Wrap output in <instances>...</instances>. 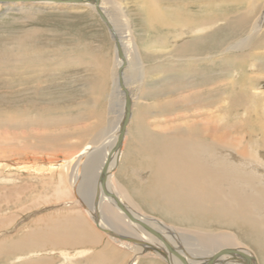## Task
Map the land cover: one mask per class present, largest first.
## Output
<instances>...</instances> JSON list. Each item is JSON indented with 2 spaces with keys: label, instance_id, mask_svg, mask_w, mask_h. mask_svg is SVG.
Listing matches in <instances>:
<instances>
[{
  "label": "bare ground",
  "instance_id": "bare-ground-1",
  "mask_svg": "<svg viewBox=\"0 0 264 264\" xmlns=\"http://www.w3.org/2000/svg\"><path fill=\"white\" fill-rule=\"evenodd\" d=\"M50 9L98 18L113 56L100 60L82 112L97 122L73 155L47 166L58 172L54 193L75 194L80 209L17 225L0 240V264H54L55 253L75 264H264V0H0L20 24ZM29 29L0 55L15 52L16 72L30 69L38 84L51 65ZM65 57L53 66L67 68ZM24 110L0 112V132H13L1 133L2 150L22 157L72 144L47 131L68 119Z\"/></svg>",
  "mask_w": 264,
  "mask_h": 264
},
{
  "label": "rangeland",
  "instance_id": "rangeland-1",
  "mask_svg": "<svg viewBox=\"0 0 264 264\" xmlns=\"http://www.w3.org/2000/svg\"><path fill=\"white\" fill-rule=\"evenodd\" d=\"M122 1L123 2L127 1L128 3V1L130 0H122ZM226 3H231V2H226ZM225 6L229 8L232 6V4H227ZM3 11L4 10L0 11V50L2 48L12 46V43L14 42L16 43V41L19 38L22 39L24 37L23 31H26V29L30 28L28 31V34L29 35L37 34L35 36V39L37 43H39L41 46L39 47V49L42 50L44 48L43 49L44 52L49 54V55L44 54L41 57V59L42 60L48 59L47 62L51 66H49L50 68L46 67L45 71H42V73L40 74L38 73V75L37 74L35 75V76H38L39 78V83L35 84V82H33L32 79L30 80V77H32V74L29 72L30 69H28L27 71L21 72V74H18L16 72V70L19 71V65L18 66L16 65L17 67L16 66L13 67L14 63L16 64V62L18 61V58L14 57L15 52L11 51L13 52V54L11 53L10 55L13 57L9 56V51L6 52L5 55H0V63L1 61H3L6 64L4 65V68L0 66L1 68L0 69V106H1L0 112L12 114L15 112L17 113L18 111H23L25 109L30 112H34L35 110H37L36 113H39V112H44L48 110V112L51 113L52 115L56 114L57 116L61 117L64 120L68 119L67 122H69L68 123L69 127L65 126V125H68L66 122V123H63L64 125H60L57 128L51 127L52 130L48 129L47 130L48 133L62 136L63 140H66V141L68 140L69 142L68 144H70V142L72 141L71 142L72 144L70 145H65V146H61L58 148L57 146H55L53 148V151H36V152L27 151L25 154H23L24 156H26L25 158H23L24 156L21 157L20 154H18L20 152L14 151L13 149L15 148H9V149L3 148V150L2 148H0V153L4 154V155L2 154V156L0 154V159L3 163V165L0 164V232H2L3 229H8V234L6 235H2L3 233L0 234V236L2 235L1 236L2 238H0V240H3V239L7 240L8 238L10 239L11 237L10 233H13L15 229L21 224H24L22 227L24 226L32 227L34 224L37 223L36 221L39 219L42 220V218H45V217L46 219L66 218L67 216L73 215L75 209L76 210L80 209L77 206L78 204L73 203L77 201L79 202L77 198H73V197H76L75 194L73 193L70 195L68 194L66 196H63V199H61L58 195L54 193L55 187L58 186V181H57L58 172L55 170H49V169L47 170V166H49L50 164L58 163V161H60L61 159H64L65 157L68 158L69 156L73 155L77 151L80 145V142L78 139L81 137L80 136L81 133H83L82 130L85 133L87 128L91 124L97 122L96 119H88L87 116L83 117L82 112L85 110V107L88 108L90 104H92V102L90 101L91 99H89V98H92L90 97L91 95V91H90L91 89L89 88L91 85L90 83L97 80V76L100 73L99 71L100 69L99 66H101L99 64L100 60H103V59L111 60L113 56L114 43H112L113 41L109 38V35L107 34L108 30H106L104 24L98 18H95L88 14H81V15L74 14V15L68 16L65 13H60L59 11L56 12L55 10L50 9V11L48 10L42 13L41 16L37 15L35 18H32V20L30 19L29 22H25V24L26 23L28 24L26 26L25 24H20V19L22 21L24 20L22 18L23 16L16 14L14 12H12L11 14L10 12H6V11L3 12ZM134 25L138 27L137 20H134ZM37 43L36 45L38 46ZM58 47L62 49L61 52L57 51ZM84 51L88 53L89 55V56L87 55L88 57L84 53L81 54ZM91 53L93 54V56ZM65 55H66L65 57L66 59L64 58L66 60L65 62L67 61L71 62V65L67 66L68 69L63 68V66H60L59 68L58 67L55 68L53 65H57L59 61H60L59 62L60 64L62 62V58ZM90 55L92 57H90ZM14 58L17 60H15ZM77 58H80L82 60V65H84L83 60L88 62L89 63L88 66L85 67L84 65L82 67V65H79L81 63H75L78 66L73 64L74 63L73 60ZM90 58L95 59V60H92V59L88 60ZM97 58H100V59H97ZM49 59L51 61H49ZM90 63H92L93 65H90ZM6 67L9 69L8 72L7 70L4 71ZM14 69L15 71H13ZM21 80L23 81V83ZM85 86H87L86 88L87 90L85 89L82 90ZM34 87L37 88V94L33 93V90L35 89ZM86 91H89V92H87L86 94L85 93ZM104 91L105 93L108 92V86L105 87ZM13 93H14V96H13ZM19 94L20 96H17ZM40 98L43 99L44 104ZM18 100L20 102H18ZM83 101H85V103ZM28 102L31 104H29ZM88 102H90V104ZM151 102H152L151 100H146V104L151 103ZM3 105H6L7 107L6 106L4 107ZM105 106H106V100L103 98L101 100L99 107L102 110H104L106 108ZM51 107L54 109H52ZM78 113H81V114H78ZM117 118L120 119L119 117ZM79 119H82V120H79ZM76 121H79V122L81 121V122L76 123ZM58 130L59 131L61 130L60 132H62L63 134L60 133ZM62 130L63 131L66 130V131L63 132ZM5 131L6 130L3 129V132H0L1 137H3L4 135L5 137L6 136L9 137L10 135L13 134V132L11 133L9 132L10 130H7L6 133L8 132V135H6V133H4ZM33 132L36 133L37 131L34 130ZM75 132H76V135H75ZM1 133H3L4 135L2 136ZM9 133L11 134L9 135ZM73 141L76 146L74 145ZM66 146L67 147L69 146V147L67 148ZM98 148L99 147H97V150ZM2 151L4 152L7 151L8 153H4ZM101 152L102 151H100V153ZM16 163H18L20 166L18 165L14 166V168L16 167V169H13L12 168L13 165L11 164H16ZM27 165L31 166L32 168L30 169V168L25 167ZM40 167L42 169L41 171H40ZM44 167L46 168L44 169ZM24 170L27 173L26 172L24 173L23 172ZM76 178H78V180L80 181L79 177H76ZM15 185L17 186V188ZM1 187H3V190ZM11 187H12V190H14L13 192L11 190ZM15 193H17L19 197L17 200H15V197H17ZM6 196H9V197H6ZM4 197L9 198L8 200L10 202L8 200L5 201ZM65 202H67V204ZM68 209L71 212L69 214H68L69 212ZM26 210H29V211H26ZM41 212H43V214ZM37 217L38 218L41 217V218L37 219ZM16 218H18L17 220L20 221V223L17 222L14 228H11L13 223H15L14 220ZM33 218L34 219L36 218V219L34 222H31ZM32 223L33 225H31ZM24 229L26 231L28 230L27 228H22L16 233L12 234V236H15V237H17L18 235L21 236L22 235L21 233H24L25 231ZM49 250L50 248H45L43 252H46V251L48 252ZM50 254L43 253V255H49V256ZM58 255L57 253L53 254V258H55L54 264H68L69 263V261H67L66 259L63 260L64 258ZM19 262H20L19 259L11 258V259H7L5 264H19ZM69 264H75V263L70 262Z\"/></svg>",
  "mask_w": 264,
  "mask_h": 264
},
{
  "label": "water",
  "instance_id": "water-1",
  "mask_svg": "<svg viewBox=\"0 0 264 264\" xmlns=\"http://www.w3.org/2000/svg\"><path fill=\"white\" fill-rule=\"evenodd\" d=\"M125 118H127V117H125Z\"/></svg>",
  "mask_w": 264,
  "mask_h": 264
}]
</instances>
